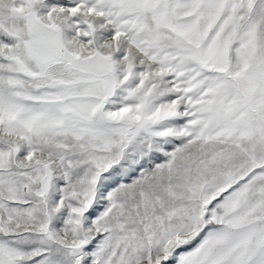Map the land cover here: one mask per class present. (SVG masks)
<instances>
[{
	"label": "snow or ice",
	"instance_id": "obj_1",
	"mask_svg": "<svg viewBox=\"0 0 264 264\" xmlns=\"http://www.w3.org/2000/svg\"><path fill=\"white\" fill-rule=\"evenodd\" d=\"M0 264H264V0H0Z\"/></svg>",
	"mask_w": 264,
	"mask_h": 264
}]
</instances>
